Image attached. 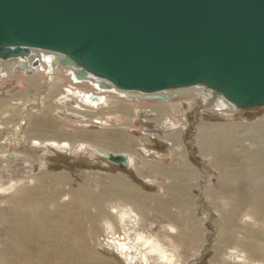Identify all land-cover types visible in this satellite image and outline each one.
Masks as SVG:
<instances>
[{
  "label": "rangeland",
  "instance_id": "rangeland-1",
  "mask_svg": "<svg viewBox=\"0 0 264 264\" xmlns=\"http://www.w3.org/2000/svg\"><path fill=\"white\" fill-rule=\"evenodd\" d=\"M17 72L23 74L20 75L21 78L7 75L9 77L5 76L0 81L1 264H9L15 257L18 259L14 264L20 263L21 255L34 247L25 241L20 244H17L18 240L12 242L16 237L11 231L16 225V205L24 192L32 195L40 193L43 197L45 192H49L47 188L53 177L64 179L65 189L69 192L80 194L90 190L98 196L95 205L98 204L96 206L100 210L88 205L82 237H69L72 249L65 258L75 259L77 263L97 264L90 260L89 255L83 258L80 254L88 245L92 255L102 260L101 264H129L117 245L111 243L107 233V222L114 224L118 235L123 232L122 226L118 225L115 210L121 211L128 206L135 220L138 222L139 219V226L135 229L148 237L156 238L173 250L177 256L176 264H264V249L258 255L251 253L247 249L249 242L246 238L251 239L253 232H259L264 240V221L261 225L258 224L248 206L250 198L264 187V179H257L250 184L242 180L230 182L229 177L222 176L224 171L219 158L211 156L199 144V137L204 129L214 130L225 125L231 127L225 128L231 130L232 134L243 136L251 127H263L264 108L222 113L205 108L206 100L204 102L202 97L198 98L193 93L177 97L170 104L149 100L116 101L110 98L112 102L108 100L109 104L104 109L106 114H97L95 112L100 108L86 110L76 105L83 97H77V101L71 98L61 103L64 95L60 92L56 99H47L50 94L47 84H41L35 89L32 86L33 80L30 83L24 81L32 76L20 73L18 68L14 73ZM122 106L124 111L119 113ZM75 111L83 115L75 114ZM96 114L100 119L99 123L93 118ZM38 126L46 127L50 132L39 133L35 130ZM96 134L101 137V143L97 142ZM54 137L68 141L72 148H50L47 145L40 148L34 143L36 139L43 141L55 139ZM121 138L125 141L130 139L132 148L123 150L113 148L112 145L109 147L104 140L111 139L117 145V140ZM175 138L178 139L177 143L174 142ZM78 142L96 144L98 146H93L102 149L109 147L108 150L112 153L126 152L133 157L134 165L120 167L110 164L97 156L96 151L75 146ZM235 144L236 142L231 150L232 155L237 157L236 165H247L250 157L245 154L255 147L249 142ZM238 146L241 147L238 149ZM169 168L193 172L191 180L187 181L189 189L183 196L189 200L182 199L181 205L175 204V181L162 176V172ZM112 182H116V185ZM127 189L138 192L139 196L134 197ZM238 199L243 208L234 214L233 205ZM63 203L67 204L69 201L62 199L58 205L64 208ZM69 207L70 212L63 211L51 203L46 209L55 219L59 218V213L66 211L72 219V214L75 215L78 207L75 204ZM164 207L166 212H163ZM103 209H106V214ZM231 216L238 218V226L233 231H227L224 225L232 219ZM89 217L93 220L92 223H89ZM62 219L64 223L72 222ZM171 225L176 228L174 233L169 229ZM134 226L132 223L129 225L128 234L132 239L135 238ZM238 236L244 238L241 241L242 248L235 247L232 241L235 239L237 242ZM171 240L177 249L170 243ZM76 254L79 257L73 258ZM150 263L154 264V261L151 259ZM23 264L30 263L25 261ZM136 264L141 263L138 261Z\"/></svg>",
  "mask_w": 264,
  "mask_h": 264
},
{
  "label": "water",
  "instance_id": "water-1",
  "mask_svg": "<svg viewBox=\"0 0 264 264\" xmlns=\"http://www.w3.org/2000/svg\"><path fill=\"white\" fill-rule=\"evenodd\" d=\"M30 49L153 100L202 86L237 110L264 108V0H0V60Z\"/></svg>",
  "mask_w": 264,
  "mask_h": 264
},
{
  "label": "bare ground",
  "instance_id": "bare-ground-1",
  "mask_svg": "<svg viewBox=\"0 0 264 264\" xmlns=\"http://www.w3.org/2000/svg\"><path fill=\"white\" fill-rule=\"evenodd\" d=\"M36 61H38L39 63L37 64ZM35 63L37 64V66H35ZM16 68H18V71L20 73L22 72L27 75L29 74V76H32L30 77V79L24 81L30 83V81L33 80L32 86L35 89H37L38 86L41 84H47L48 88H46L49 89L48 92H50L49 96L46 97L47 99H56L57 97H59L58 94L60 92H62V96L64 95V98L60 100L61 103H63L64 101L71 100V98H75L76 100L77 97H83L82 99H79L81 101H79V103L76 100V105L78 107L85 108L86 110L90 108H100V110H97L95 112H98L97 114H99L100 112L106 114L104 109H106V106L109 104V101H111L110 98L116 101H123L124 99L136 101L149 100L156 103L170 104L171 102H174L175 98L177 97L179 98L183 95L190 96L193 93L196 94L198 98L202 97L203 101L206 100L205 108H207L208 110L212 109L213 111L215 110L222 113H235L236 111H238L235 106H233L223 98H214L212 92H206L204 90V87L202 86L170 90L168 92L155 94V96H160L164 94L168 95V102L153 100L151 98L153 97L152 95L142 96L138 92L119 91L115 89L111 85V83L104 79L95 78L91 75H86L84 77L81 76L80 74H78L80 71L79 68L73 65H69L62 54L55 52L30 49V54L27 56L17 57L10 60H0V81H2V79L7 75H10L11 77L18 76L19 78H21L23 74H18V72L16 74L14 73ZM37 75L38 79H36ZM121 111H124L123 106L120 108L119 113H121ZM158 111L159 110H157V112ZM75 114L81 116L83 115L79 111H75ZM97 114L93 118L96 120L97 123H99L100 119L98 118ZM169 114L171 115V113ZM225 127L231 128L224 125L221 127H217L214 130H212L213 128H210V130L209 128L208 130L204 129L199 137V144L201 145L202 149L206 150L211 156L219 158V164L220 166H222L224 171V174L222 173V176L224 178L229 177L230 182L242 180L246 181L249 184L253 181H256L257 179H264V148H262V146L264 145V126L251 127L250 131H247L243 136H237L236 134H232L231 130L229 131ZM35 130H37L39 133L42 131H46L47 133L50 132V130L46 129V127L41 128L39 126L36 127ZM233 130L234 129H232V131ZM83 134H85V132ZM95 138H97V142L101 143L100 136L96 134ZM123 138L117 140V145L116 143L111 142V139L104 140H106L109 147L112 145L113 148H120L123 150H127L128 148L131 149L132 147L130 139L128 141H125V139ZM177 140L178 139L175 138L174 142L177 143ZM102 142L104 141L102 140ZM235 142V145H237L238 143L244 144L245 142H249L252 146L255 147L253 151L246 152L245 154L247 157H250L249 162L246 163L247 165H236L237 157L235 155H232L231 150V147ZM34 143L37 146H40V148L42 147V145H47L50 148L59 149L72 148V145L68 141H63L56 138L43 141H39L36 139ZM76 145H79L81 148H90L96 151V153H99L100 155L101 153L104 155L117 154L110 152V150H108L109 147H107L106 149H102L99 147H94L93 145H98L92 143L78 142L77 144H75V146ZM240 147L241 146H238L237 148L239 149ZM122 155L128 159V164L126 166L134 165L133 157L130 156V154H126V152H124ZM235 166L237 167L234 168ZM220 170L222 169L220 168ZM162 174L163 178H170L175 181L176 185L173 186L176 187L175 190L177 193V197H175V204L181 205L180 202L182 199L183 201H188L189 199L187 197L183 198V196L187 193L189 189L187 181L191 180L193 172L191 170L175 171L172 168H169L168 171H163ZM148 180L153 182V180L151 179ZM112 183L113 185H116V182ZM65 185L66 181L64 179H58L53 177L50 180V187L47 188L49 189V192H45L43 197L39 195L40 193H35L34 195H32L24 192L20 195L21 199L17 202L16 205V225L13 229H11V231H13L12 235L14 234L16 236L14 240H12V242H16L18 240L17 244H20L22 243V241H25L28 245H34V247L31 248L29 251H25V253L23 252L24 255H21V261L18 264H23L25 261H29L30 264H82L81 262L77 263L75 259L65 258V256L69 252H71L70 250L72 249V242H70L71 240L69 239V237H72V235L73 237L75 235H77L78 237H82L84 233L82 232V229L85 223L84 215L88 213V205L95 206L96 209L100 210V208L96 206L98 204L95 205V203L98 202V199L96 198L98 196L94 195L93 192H91L90 190L83 191L80 194L69 192L65 189ZM117 186L122 187L120 184H117ZM3 190L1 192H3ZM127 192L129 194H133L134 197L139 196L138 192L129 191L128 189ZM62 199H64V201H69V203L67 204L63 203L64 208L61 207V205H58L60 202H62ZM51 203L55 204L58 208L60 207L63 211L68 210L69 212L71 211V208L69 206L75 204V206L78 207V210L74 212L75 215L72 214V219L68 217L69 213H67V211L66 213H59V218L55 219V217L46 209V206L50 205ZM99 206L102 205L99 204ZM248 206L250 207L249 212L254 215V219L256 220V222L261 225L264 221V187H262L260 190H257L253 197L250 198ZM242 208L243 206L241 200L238 199V202H235V204L233 205L234 214L240 212ZM79 210L81 212H79ZM164 211L166 212L165 207L163 212ZM103 213L106 214V209H103ZM115 214H117L118 216V225L122 226L123 232L118 235L117 230H115L116 228L114 227V224L111 222H107V233L109 239L111 240V243L117 245L118 249H120L122 252L123 258H126V261L129 262V264H136V262L138 261L141 264H151V259L154 261V264H176L177 256L174 254L173 250H170L169 247H167L165 244H163L156 238L148 237L144 233L135 229L139 226V219L138 222L135 220L134 216L132 215V211L128 206L122 208L121 211L115 210ZM231 217L232 219L226 221V224L224 225V229L227 231H233L238 226V218L235 216ZM62 218L71 220L72 222L68 221V223H64ZM88 219L90 220L89 223H92L91 221L93 220L91 219V217H89ZM130 223L135 225L133 229V232L135 233V238L133 239L129 238L128 234ZM169 229L171 233H174L176 231V228L172 225L169 226ZM246 238L249 242V247H246L251 253L257 254L263 251L264 240H262L263 236L261 233L253 232L251 235V239L247 236ZM242 239H244L242 238V236L237 237V242L235 239H232L235 247H241V245L243 244L241 243V241H243ZM12 242L11 245H13ZM170 243H172L173 246L177 249L176 244L172 240L170 241ZM51 246L52 249H50ZM45 248L46 251L44 250ZM80 254H82L83 258L89 255V257H91L90 260L95 261L97 264L102 263V260L98 256L92 255L91 248L88 245L82 249V253ZM75 257H79V255L76 254V256H73V258ZM17 259L18 258L15 257L14 260L10 261L9 264H14Z\"/></svg>",
  "mask_w": 264,
  "mask_h": 264
}]
</instances>
